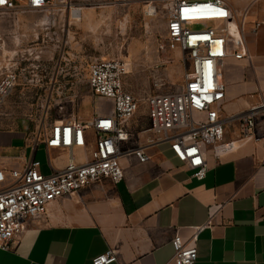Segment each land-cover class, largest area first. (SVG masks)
<instances>
[{
    "label": "crops",
    "instance_id": "crops-1",
    "mask_svg": "<svg viewBox=\"0 0 264 264\" xmlns=\"http://www.w3.org/2000/svg\"><path fill=\"white\" fill-rule=\"evenodd\" d=\"M113 1L71 0L72 11L48 14L67 20V43L71 18L83 20L86 27L97 23L96 11L75 7L77 4ZM228 1L239 11L250 6L245 27L249 56L224 60L225 116L246 112L264 96V0ZM16 2L22 6L26 0ZM48 14L40 10L15 14L11 16L16 20L14 28L3 31L0 26V36L10 35L14 41L15 35L26 29L19 36L32 41L37 51L44 48V59ZM166 25L167 19L165 31ZM141 59L152 64L156 54ZM3 61L1 56L0 66L9 63ZM127 76L125 86L130 88ZM93 116L86 110L79 118L89 121ZM256 132L259 140L241 142L221 161L209 152L203 179L194 177L193 171L175 158L169 143L151 146V159L146 163L133 155L122 156L125 176L120 182L103 179L51 203L47 216L28 221L27 230L16 236L12 248H0V264H93L95 256L110 249L117 252V260L110 264H171L173 236L188 240L194 227L203 225L195 264H264V113L256 118ZM34 136L35 127L29 122L0 128V171L5 176L33 158L40 160L46 174L66 166L68 151L48 150L44 143L38 146L46 149L47 160L37 158ZM93 147L88 143L76 148L74 154L83 160Z\"/></svg>",
    "mask_w": 264,
    "mask_h": 264
},
{
    "label": "built area",
    "instance_id": "built-area-1",
    "mask_svg": "<svg viewBox=\"0 0 264 264\" xmlns=\"http://www.w3.org/2000/svg\"><path fill=\"white\" fill-rule=\"evenodd\" d=\"M149 2V14L156 13L160 5L166 13V38L158 49L178 52L180 62L186 67L181 89L149 94L145 100L147 120H137L139 129L134 131L131 121L140 100L125 86V77L129 73L127 62L119 57H91L86 68L87 85L111 107L96 111L89 121L76 116L51 123L43 120L42 131L35 132L32 138L33 148L36 150L39 143H44L48 150H67L69 159L63 169L46 174L41 170L40 160L33 158L22 169H12L7 176L0 171L1 249L12 248L16 236L27 230L28 221L47 216L54 201L103 179L120 182L125 176L120 161L124 155H133L138 162L146 163L151 159V146L169 143L175 158L192 170L194 177L203 179L208 170L209 152L221 161L241 142L260 139L256 118L264 113V96L261 95L260 102L243 113L225 116L223 107L224 60L249 56L245 27L250 6L239 11L233 9L228 0ZM68 5H72L71 0H26L22 6L16 0H0V13L15 15ZM257 28L256 24L252 32L256 33ZM46 51L51 53L48 48ZM43 53L44 48L33 57L36 66L45 64ZM33 58L22 54L21 61L27 63ZM19 63L1 66V72L5 68L0 74V105L17 82L26 76L28 64ZM52 74L49 78L51 91L40 97L43 108L46 99L50 102L59 82V75ZM88 143L94 144L93 149L83 160H78L74 150L84 148ZM205 226L194 227L188 240L179 234L173 236L171 264H195L198 257L196 242ZM116 260L117 252L110 249L95 256L93 264H110Z\"/></svg>",
    "mask_w": 264,
    "mask_h": 264
},
{
    "label": "rangeland",
    "instance_id": "rangeland-1",
    "mask_svg": "<svg viewBox=\"0 0 264 264\" xmlns=\"http://www.w3.org/2000/svg\"><path fill=\"white\" fill-rule=\"evenodd\" d=\"M149 5L150 2L138 0L77 4L75 7L82 6L84 10L96 11L97 23L93 27H86L83 20L71 18L70 41L67 43L65 42L67 20L51 18L48 13L58 10L72 11V5L45 10L48 14L45 19L46 46L51 53L43 57L42 62L45 64L41 66H36L37 61L33 58L38 51H33L35 49L31 46L32 41L26 42L19 36L26 29L22 28L15 35L14 41L10 35H1L0 57L4 58L3 62L28 64L29 69L25 78L17 82L0 105V128L29 122L33 124L37 133L42 131L43 120L45 123H51L72 116L84 117L86 110L91 116L96 111L108 110L111 105L107 100L99 99L93 94L86 82L87 62L91 57L99 56L119 57L127 62L129 68L127 84L131 88L128 89L140 100L139 109L131 121L132 129L138 130L139 126L135 121L147 120L146 97L153 92L181 89L186 70L180 62L178 52H161L158 49L159 44L166 38L164 27L166 13L160 5L156 13L149 14ZM11 16L13 14L0 13V26L3 27V31L5 28H14L16 20ZM60 22L62 24H59ZM22 54L33 59L24 63L21 61ZM154 54H156L154 63L142 62V57L146 59ZM4 68L1 72L0 66V74ZM52 73L59 75V82L54 88L50 102L46 99L43 108L40 97L51 91L49 78ZM41 77L43 79L38 81L37 79ZM42 157L44 161L47 160L46 149L40 145L37 149V158Z\"/></svg>",
    "mask_w": 264,
    "mask_h": 264
},
{
    "label": "bare ground",
    "instance_id": "bare-ground-1",
    "mask_svg": "<svg viewBox=\"0 0 264 264\" xmlns=\"http://www.w3.org/2000/svg\"><path fill=\"white\" fill-rule=\"evenodd\" d=\"M150 10H151V8H150Z\"/></svg>",
    "mask_w": 264,
    "mask_h": 264
}]
</instances>
